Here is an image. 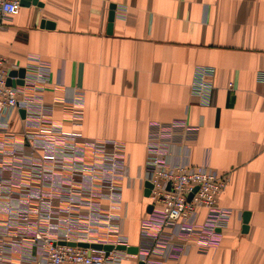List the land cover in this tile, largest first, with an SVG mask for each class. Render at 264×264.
Listing matches in <instances>:
<instances>
[{
    "label": "crops",
    "instance_id": "crops-1",
    "mask_svg": "<svg viewBox=\"0 0 264 264\" xmlns=\"http://www.w3.org/2000/svg\"><path fill=\"white\" fill-rule=\"evenodd\" d=\"M31 55L50 68L48 101L71 99L74 91L84 97L83 125L66 121V132L125 145L130 178L123 180L115 212L132 246L140 244L150 205L149 130L186 120L195 138L174 150L172 162L189 154L193 166L229 173L218 205L231 219L218 230L216 248L202 253L193 247L179 259L152 261L264 264V0H33L0 21V56L24 69ZM201 67L214 70L209 106L191 87ZM54 116H63L60 105ZM57 183L63 186L65 178ZM207 216L201 211L200 223ZM21 256L16 248L2 264H20ZM123 264L139 259L133 255Z\"/></svg>",
    "mask_w": 264,
    "mask_h": 264
},
{
    "label": "built area",
    "instance_id": "built-area-1",
    "mask_svg": "<svg viewBox=\"0 0 264 264\" xmlns=\"http://www.w3.org/2000/svg\"><path fill=\"white\" fill-rule=\"evenodd\" d=\"M20 9V0H0V21ZM24 69L19 85L20 78L10 76L19 65L0 56V264L16 248L22 253L20 264H123L133 256L117 249L132 246L115 212L122 202L123 180L130 178L125 145L66 132V121L83 125V95L74 91L71 99L48 101L49 66L31 55ZM213 77L212 68L195 71L191 87L203 106L212 103ZM59 105L63 116L57 120ZM195 134L186 120L149 130L146 180L152 185V211L140 224L139 262L156 264L154 256L179 259L193 247L206 253L219 245L218 230L231 219V211L218 205L229 173L193 166L189 154L172 162L174 150L186 148ZM62 178L65 184L56 187ZM203 210L208 216L200 223ZM68 243L113 249L90 251Z\"/></svg>",
    "mask_w": 264,
    "mask_h": 264
},
{
    "label": "water",
    "instance_id": "water-1",
    "mask_svg": "<svg viewBox=\"0 0 264 264\" xmlns=\"http://www.w3.org/2000/svg\"><path fill=\"white\" fill-rule=\"evenodd\" d=\"M32 1L33 0H20V5H21V7H29L32 4ZM114 9H115V7L113 6L112 7L111 15L109 17L110 18L109 20H110V23H111L110 26H109L110 29L112 27V22H113L114 16H115ZM53 25H54L53 23H49V22L42 23V27L43 26H46L47 28L53 27ZM10 76L11 77L12 76L19 77L20 80L17 81V84L23 85V79L25 77V69H20L19 71L12 72L10 74ZM7 84L8 85H15V83L13 81H11V80H8ZM21 113H22V115H24V111H22ZM145 187H146L145 195H146V197H149L150 196V193H151L152 185L149 182H147L146 185H145ZM151 211H152V205H149L147 207V213H150ZM246 222H245V224H247ZM246 228H247V226L245 225L244 229H246ZM67 245H69V246H78V247H82V248H87L90 251L91 250L110 251V250L113 249L112 246H104V245L96 244V243H93V244H88V243H79V244L68 243ZM117 249L118 250H121V251H127V253H129L131 255H137V253H138V247H134V246H131L129 248H126L125 246H119V247H117ZM139 264H144V263L143 262H139Z\"/></svg>",
    "mask_w": 264,
    "mask_h": 264
}]
</instances>
